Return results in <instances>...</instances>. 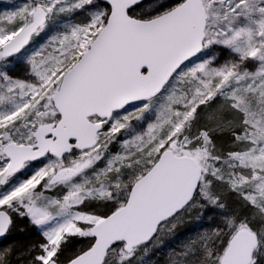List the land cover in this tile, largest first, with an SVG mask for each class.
<instances>
[{
	"label": "snow or ice",
	"instance_id": "1",
	"mask_svg": "<svg viewBox=\"0 0 264 264\" xmlns=\"http://www.w3.org/2000/svg\"><path fill=\"white\" fill-rule=\"evenodd\" d=\"M0 264H264V0L0 12Z\"/></svg>",
	"mask_w": 264,
	"mask_h": 264
},
{
	"label": "rangeland",
	"instance_id": "2",
	"mask_svg": "<svg viewBox=\"0 0 264 264\" xmlns=\"http://www.w3.org/2000/svg\"><path fill=\"white\" fill-rule=\"evenodd\" d=\"M20 0H0V7L3 8V11L5 10H11V5L13 3H19ZM25 225L23 222H18L17 223V228L24 227Z\"/></svg>",
	"mask_w": 264,
	"mask_h": 264
},
{
	"label": "trees",
	"instance_id": "3",
	"mask_svg": "<svg viewBox=\"0 0 264 264\" xmlns=\"http://www.w3.org/2000/svg\"><path fill=\"white\" fill-rule=\"evenodd\" d=\"M3 11V8L2 7H0V12H2ZM186 228L187 227H191V225H187V226H185ZM184 229H182L181 231H183ZM17 235H20L18 232L16 233Z\"/></svg>",
	"mask_w": 264,
	"mask_h": 264
}]
</instances>
